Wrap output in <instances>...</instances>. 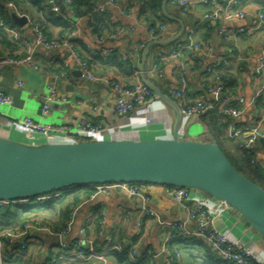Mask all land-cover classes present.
I'll use <instances>...</instances> for the list:
<instances>
[{
    "label": "crops",
    "instance_id": "obj_1",
    "mask_svg": "<svg viewBox=\"0 0 264 264\" xmlns=\"http://www.w3.org/2000/svg\"><path fill=\"white\" fill-rule=\"evenodd\" d=\"M104 5V0H101ZM240 6L247 12L245 20L220 21L208 24L201 16L206 11L202 6H194L186 16L181 10L169 1L165 7L166 33L162 40L174 37L180 26L173 20H179L185 27L181 40L188 36L199 43L208 42L209 49L196 52L195 61L186 71L189 83L187 102L192 103L194 96H203L207 104H218L217 96L204 95L208 67H219L223 58H227L228 73L232 91L244 98L246 105L253 99L261 80L255 75V68L260 52L264 49V27L254 33H244L234 37L237 29H251L255 25V13L264 14V0H241ZM134 4L133 12L127 13L119 8L106 9V24L112 33L118 32L113 40L100 43L97 39L100 34L106 33L103 20H93L91 16H72L68 9L61 5L62 22H67L76 30L77 46L85 49L84 59L92 66L98 77H108L119 80L130 86L140 81L137 66L142 53V46L150 42L148 22L140 18V6ZM57 18V17H56ZM41 22L43 34L48 39H56L63 30L60 22L36 16ZM12 22V21H11ZM14 25V24H13ZM15 30L22 37L23 42L16 46H5L0 39V56H24L31 48L35 70L29 66L8 67L0 70V91L11 96L13 104L10 107L0 108V138L23 143H63L67 141H113V140H170L175 125L174 111L159 100L152 97L148 100L147 110L136 108L126 117L118 118L114 113L116 95L103 83H91L82 78H76L80 71L79 64L67 51H49L35 45V36L31 25ZM9 36V35H8ZM7 37V36H6ZM7 37V40L10 39ZM9 41V40H8ZM169 47H153L145 64V78L155 85L163 94L173 99L172 91L178 86L175 77L176 62L168 58L162 65V77L151 72L153 57L166 54ZM98 52L97 54H95ZM104 53H110L104 57ZM126 56L130 60L131 70L121 66V58ZM92 56H94L92 58ZM189 60L190 55L183 58ZM133 69V70H132ZM21 84L19 86L18 84ZM48 86H54L57 92L69 99L65 105H51L48 113L43 112V104L48 94ZM175 101V100H174ZM219 106V105H218ZM98 107L97 112L92 108ZM211 110V109H210ZM261 104L256 101L248 106L237 125L242 127L254 125L260 115ZM31 118L44 126L55 128L65 127L60 133H27L21 127V121ZM85 118L93 124H100L103 130L93 138H87L80 131L79 120ZM212 113H206L199 118L181 119L178 127V137L183 141H209L216 144L222 142L224 149L228 148L237 158L241 157L239 139L223 140L221 137L209 133L210 123L217 120L220 126L225 119H217ZM150 120V124L146 120ZM220 120V121H219ZM217 124V125H218ZM217 134L219 132H216ZM259 146V145H258ZM257 157L264 160V147L259 148ZM142 192L150 197L149 208L162 222L185 221L189 228L194 222L187 220V215L181 205L175 203L169 196V188L165 186H143ZM194 197L204 201L214 211H221V217L216 224L233 240L241 241L254 251L264 262V239L256 235L253 229L231 208H221L218 201L201 193H194ZM77 212L74 223L65 241L79 238V231L85 229L89 237L96 243L104 242L108 235H113L125 244H132L139 252L150 256L151 264H160L159 256L162 248L167 246L180 253V258L174 264H216L218 258L211 253L200 241L194 238H176L173 232L162 227L153 218L147 217L143 211L141 198L129 195L127 192L115 190L110 195H97L88 199ZM79 204V205H80ZM191 207L190 204L186 205ZM213 211V212H214ZM29 247L26 255L31 264H45L49 256L50 247L57 244L42 234L33 233L28 239ZM110 264H116L111 259ZM163 264H165V259Z\"/></svg>",
    "mask_w": 264,
    "mask_h": 264
},
{
    "label": "built area",
    "instance_id": "obj_2",
    "mask_svg": "<svg viewBox=\"0 0 264 264\" xmlns=\"http://www.w3.org/2000/svg\"><path fill=\"white\" fill-rule=\"evenodd\" d=\"M89 1L98 13L106 12L104 7L105 4L110 8H119L127 13L133 12L135 3L137 4L136 6H139L138 0H107L104 5H101V0ZM240 1L241 0H171L170 3L181 10L182 16H186L194 6L206 8L201 18L204 22L211 24L220 21L230 22L233 20H245L247 12L240 6ZM70 3V0H61V3L57 2V0H49L52 12L59 17H63L60 12V6L63 5L69 8ZM6 7L9 10H13V6L10 3H8ZM70 13L72 14V11H70ZM17 15L21 16L19 14ZM255 17L256 22L251 29H237L233 36L236 37L244 33H254L263 28L264 14L261 11H257ZM28 22L35 36L36 46L43 47L49 51H67L70 56L77 60L82 79L91 83L100 82L112 89L116 95L114 113L118 118L128 116L139 107L143 110H147L148 100L152 97V93L149 89L139 81L128 86L113 78L98 77L92 66L81 58V50L75 43L76 30L72 29L71 31L60 33L56 39H48L44 36L42 27L38 24H32L29 20ZM0 27L11 37L15 44L23 42L17 30L5 28L2 24H0ZM166 30V24L157 23L154 27L148 26L147 31L151 42L162 40ZM117 34L118 32L105 34L98 37L97 40L100 43L105 40H113L116 38ZM209 46L210 44L208 42H195L192 40V37L188 36L185 40H179L171 45L166 54L153 57L151 72L155 73L159 78L163 75L161 65L166 59L171 58L176 62L177 70L175 72V77L178 81V86L172 91V95L184 119L199 118L214 107L211 104H207L203 96L200 95L194 96L192 103L186 101V96L189 91L186 71L194 61L193 56H191L189 60L183 59L182 56V53L185 51L196 54V52H203L209 49ZM142 48L144 49L145 47L142 46ZM32 53L33 50L28 48L24 56L15 57L1 55L0 70L8 67L15 68L20 66H29L37 70L38 68L34 66L33 63ZM97 53L98 52L95 54ZM103 56L109 57L110 53H104ZM119 57L122 61L131 63L126 56L122 55ZM220 65L224 68H228L229 62L227 58H223ZM206 72L208 74L214 73L212 67H208ZM255 75L261 82L248 106H253L254 103L258 101L261 104V110L257 122L252 126L242 127L236 124L248 106L241 96L227 97V94L224 93L226 91L225 85L219 78H216L213 85L206 88L204 93V95L218 97L217 101L219 103L220 115L232 120V122L227 125L228 136L231 140L239 138L244 139V150L252 149L258 141H264V49L260 52L255 68ZM18 85L21 86L20 83ZM47 89L48 94L43 104L44 113H48L51 105H65L69 102V99L60 95L54 86H48ZM231 101L234 103V106L229 105ZM12 104L13 100L11 96L0 91V108L10 107ZM92 111L97 112L98 107H93ZM146 123L150 124V120L147 119ZM20 125L27 133L49 134L60 133L66 130L65 127L55 128L53 126H44L31 118H25L21 121ZM78 125L80 131L84 133L87 138H93L103 130L100 124L95 125L85 118L80 119ZM261 166L264 168V160L261 162ZM141 188V186L132 184L96 185L91 189L93 193L89 199H93L97 195H110L115 190L127 192L131 196L141 198L143 211L147 217L155 219L159 225L172 231L176 238L197 239L221 262L226 264H264L261 258L254 251L247 248L243 242L231 239L219 228L216 222L217 219L221 217V211H214L204 201L196 199L194 197L195 192L184 188L169 189V196L175 203L184 208L187 220L195 223L194 227L189 228L185 221L162 222L160 218L150 210V197L145 195ZM58 197H60V194L39 196L35 199L15 201L12 204H41ZM85 203L86 202L76 206L72 210L66 228L62 231H55L49 224L43 223L40 220H33L19 229L0 232V264H11L14 259L19 258L22 252L28 249V239L33 233L42 234L50 239L57 240V244L50 247L51 250L45 264H110L109 254L112 252H121L124 249V243L118 241L113 235H108L104 240V244H98L93 238L87 235L85 229H81L78 239L69 242L64 240L71 230L78 210ZM4 204L8 203L0 202V205ZM188 204H190L191 207H187L186 205ZM219 205L221 208H228L225 203L219 202ZM161 254L164 256L165 264H174L180 258V253L171 250L167 246L162 248ZM128 256L130 260L139 257L138 249L132 246L128 251Z\"/></svg>",
    "mask_w": 264,
    "mask_h": 264
},
{
    "label": "water",
    "instance_id": "obj_3",
    "mask_svg": "<svg viewBox=\"0 0 264 264\" xmlns=\"http://www.w3.org/2000/svg\"><path fill=\"white\" fill-rule=\"evenodd\" d=\"M168 1L162 0L163 15ZM9 14L16 27L27 26L25 16H18L13 10ZM173 21L179 24V32L167 40L150 42L137 66L140 81L152 98L163 102L176 115L172 138L63 143H23L0 138V202L13 203L108 184L184 188L225 203L264 239V190L242 176L217 144L179 139L182 116L178 105L145 78L151 48L169 47L185 33L183 23ZM81 75L79 71L75 76L80 79ZM159 262L163 264V255L159 256Z\"/></svg>",
    "mask_w": 264,
    "mask_h": 264
},
{
    "label": "trees",
    "instance_id": "obj_4",
    "mask_svg": "<svg viewBox=\"0 0 264 264\" xmlns=\"http://www.w3.org/2000/svg\"><path fill=\"white\" fill-rule=\"evenodd\" d=\"M171 0H169L170 2ZM57 2L61 3V0H57ZM69 8L66 7L70 13L72 11V16L76 17H85L91 16L93 20H103L105 23L103 26L106 33L100 34L98 37L112 33L110 27L106 24V20L104 19L107 12L98 13L95 11L94 6L90 3L89 0H70ZM10 3L13 6V10L15 13L25 16L32 24H38L41 27V22L39 19H36V16H42L43 18L52 19L60 22V27H62L61 34L67 31H71L73 28L67 22H62L61 18L55 15L52 10L51 6L49 5V0H0V24L3 27L8 29H15L13 23L11 22L9 9H7L6 5ZM140 6V18H143L150 27H154L157 23L166 24L164 21L162 14H161V4L162 0H138ZM61 5V4H60ZM57 17V18H56ZM7 33L0 27V39H3L2 42L5 46H16L13 40L10 38L7 40ZM81 50V58L83 61L87 62L84 59V52L85 49L80 47ZM185 54H189L190 57L193 56V61H197L195 58V54H192L190 51H185L182 53V56ZM5 55V54H2ZM7 55V54H6ZM94 56H92L93 58ZM185 59V57L183 58ZM186 60V59H185ZM88 63V62H87ZM121 66H127L131 70V64L128 61L120 62ZM214 73L208 74L206 82H204V92L205 89L209 86L213 85L216 78L225 85V94L227 97H235L237 96L232 91V87L230 84V76L228 73V68H224L223 66L219 67H212ZM133 70V69H132ZM219 103L215 105L209 113H212L215 117H221L225 119L219 113ZM230 106H234V103L231 101L229 103ZM206 112V113H208ZM205 113V114H206ZM217 118V119H218ZM219 118V119H221ZM225 123L220 122V126L217 123V120L214 119L213 122L210 123L209 126V133L211 135H215L217 137H221V141L227 139L231 140L227 133V125L232 122L231 119L226 118ZM220 121V120H219ZM218 124V125H217ZM216 132H219L218 134ZM232 141V140H231ZM238 146L240 147L241 157L237 158V162H233L226 154L224 147L222 146V142H216L217 146L220 148L222 153L226 156L229 162L235 167V169L245 178L250 180L260 189L264 190V168L261 166V160L257 157V153L259 152L260 147H264V141H258L254 147L250 150L243 149L244 139H240L238 141ZM259 145V146H258ZM137 186H152L146 184H132ZM167 187V186H165ZM169 189H173L172 187H167ZM92 190L88 187H80L76 189H71L68 192H54L50 195L45 196H52L54 194H60V197L51 199L46 203H34L32 205H19V204H4L0 205V232L6 230H15L19 229L24 226L26 223L33 221V220H40L41 222H45L49 224L55 231H62L66 228L68 223V219L72 210L78 206L81 202L88 200L92 195ZM47 213L49 218L44 219L41 218L40 212ZM52 215V216H51ZM56 217V218H55ZM121 241V240H118ZM136 240L132 243L135 244ZM98 244H104L98 243ZM132 244H123L124 249L121 252H112L109 254V260L113 259L116 261V264H151L150 256L145 252H139V257L135 258L134 260H130L128 256V251L131 249ZM171 249V248H170ZM172 250V249H171ZM26 251L22 252L21 256L17 259H14L11 264H31L29 261V257L26 255ZM219 262L216 264H226L224 262Z\"/></svg>",
    "mask_w": 264,
    "mask_h": 264
},
{
    "label": "rangeland",
    "instance_id": "obj_5",
    "mask_svg": "<svg viewBox=\"0 0 264 264\" xmlns=\"http://www.w3.org/2000/svg\"><path fill=\"white\" fill-rule=\"evenodd\" d=\"M224 150L226 151V154H227V156L229 157V159H231L233 162H237V161H238L236 155L233 154V153H231L230 150H229L228 148H226V149H224ZM39 214H40L41 218H44V219H45V218H46V219L49 218V216H48L47 213H43V212L41 211ZM51 216H52V215H51ZM55 218H56V217H55Z\"/></svg>",
    "mask_w": 264,
    "mask_h": 264
}]
</instances>
